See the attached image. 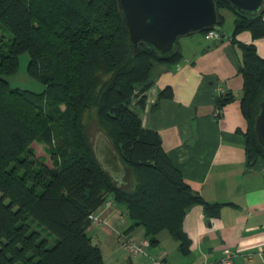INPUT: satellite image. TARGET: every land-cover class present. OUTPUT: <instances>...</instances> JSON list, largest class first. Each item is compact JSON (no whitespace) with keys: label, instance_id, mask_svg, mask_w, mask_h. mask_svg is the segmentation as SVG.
<instances>
[{"label":"trees","instance_id":"trees-1","mask_svg":"<svg viewBox=\"0 0 264 264\" xmlns=\"http://www.w3.org/2000/svg\"><path fill=\"white\" fill-rule=\"evenodd\" d=\"M216 3L220 37L222 11L234 17L231 39L241 55L240 103L251 167L264 160L254 131L264 97V59L253 44L235 39L243 32L264 38V5L248 20L227 2ZM24 53L28 75L45 87L41 93L11 88L4 78L17 72ZM180 59L178 49L161 59L144 46L134 57L117 0H0V264H104L86 232L106 204L126 209L131 226L123 235L142 228L150 249L166 231L178 251L188 254L182 229L188 211L201 206L217 218L225 205L204 201L184 182L160 135L143 128L145 101L139 96L149 86L153 64ZM233 98H217L216 108ZM92 118L102 133L97 147L87 134ZM33 144L47 146L52 167L35 157ZM33 226L54 236L53 244Z\"/></svg>","mask_w":264,"mask_h":264},{"label":"crops","instance_id":"crops-1","mask_svg":"<svg viewBox=\"0 0 264 264\" xmlns=\"http://www.w3.org/2000/svg\"><path fill=\"white\" fill-rule=\"evenodd\" d=\"M222 15L232 22L229 32L221 29V37L211 42L203 33L180 38L181 59L153 64L148 88L135 93L145 101L140 115L143 128L160 135L166 156L184 182L204 201L225 206L217 218H209L201 206L188 211L182 224L190 241L187 255L163 231L147 256L129 259L114 242L131 226L127 211L103 205L94 214L101 223L92 224L86 233L100 248L104 264L107 258L109 264H153L160 257L169 264H218L226 249L234 255L233 264H264V160L247 165L241 55L231 39L234 17L227 11ZM235 40L253 44L264 59V38L254 40L243 32ZM219 89L234 98L216 113L215 100L222 97ZM127 235L137 242L146 239L140 227ZM167 245L177 250L178 258L170 256Z\"/></svg>","mask_w":264,"mask_h":264},{"label":"water","instance_id":"water-1","mask_svg":"<svg viewBox=\"0 0 264 264\" xmlns=\"http://www.w3.org/2000/svg\"><path fill=\"white\" fill-rule=\"evenodd\" d=\"M221 1L248 20L257 18L264 5V0ZM117 5L129 51L134 57L144 46L156 57L170 59L180 38L201 34L220 24L216 0H117ZM254 131L264 151V97Z\"/></svg>","mask_w":264,"mask_h":264},{"label":"rangeland","instance_id":"rangeland-1","mask_svg":"<svg viewBox=\"0 0 264 264\" xmlns=\"http://www.w3.org/2000/svg\"><path fill=\"white\" fill-rule=\"evenodd\" d=\"M225 21L226 22L222 26L221 29H223V31L225 33H227V32H229L230 28L232 27V22L230 21V19H226ZM8 36H9V34H6V38ZM28 61H29V56L26 53L22 54L19 57V67H18L17 72L13 75H10V76L4 77V78L9 83L11 88H18L21 90H26V91H30V92H34V93H41L44 91L45 87L43 84H41L40 82L31 78L28 75V73H27ZM87 134H88L89 139L92 142L93 147L94 146L97 147V145L99 144V139H100L99 136L102 135V133H101V130L99 129V127L97 126V124L93 118L89 119V121H88ZM33 148L35 150V157L37 159L44 160V162L48 166L52 167L50 156L46 153L47 146L45 144H33ZM97 152H98V155H99V158L101 159V161L103 163H105V165H108L107 159L105 157H103V152L100 150H98ZM125 181L127 182L128 186H130V183H132V181H133L129 171L126 173ZM5 204H8V202L5 201ZM93 225H96V224H93ZM32 229L38 231L42 235L43 238H47L49 240L50 245L53 244V241L55 239L54 236L47 237V234L45 232H43V229L40 227L37 228V227L33 226ZM164 233H165V235H167L166 232H164ZM119 236H120V234H119ZM119 236H118V241H119ZM170 241L172 242L171 239H170ZM114 242H115V246H116L117 250L121 251L120 253L124 254V252L120 246V243L116 242L115 240H114ZM174 243L175 242H173V245H174ZM99 246H101L103 248L105 256H107V251L104 249V246L101 244ZM169 248H170L169 245H167L166 249L170 250V254H171L170 256L173 257V259L178 258L179 255L177 254V250L175 248L174 249L173 248L169 249ZM105 261H106V264H109V258H107Z\"/></svg>","mask_w":264,"mask_h":264},{"label":"built area","instance_id":"built-area-1","mask_svg":"<svg viewBox=\"0 0 264 264\" xmlns=\"http://www.w3.org/2000/svg\"><path fill=\"white\" fill-rule=\"evenodd\" d=\"M220 38V31L218 28H211L207 30L204 34V40L211 42L214 40H218ZM220 90V89H219ZM226 92L224 90H220V95L224 96ZM218 109H216V113ZM108 205V204H106ZM92 224H99L101 221L96 217H91ZM120 246L125 253L127 258L139 257V256H147V250L149 249L148 240L144 239L139 242L132 240L127 235L120 234L119 236ZM233 253L226 249L224 250V256L219 261L218 264H233ZM153 264H169L163 257L157 258L153 260Z\"/></svg>","mask_w":264,"mask_h":264}]
</instances>
